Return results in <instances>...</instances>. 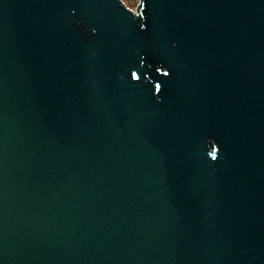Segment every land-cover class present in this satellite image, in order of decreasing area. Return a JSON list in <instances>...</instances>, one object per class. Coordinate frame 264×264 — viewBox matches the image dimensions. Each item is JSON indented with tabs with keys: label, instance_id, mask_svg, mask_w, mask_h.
I'll list each match as a JSON object with an SVG mask.
<instances>
[{
	"label": "water",
	"instance_id": "1",
	"mask_svg": "<svg viewBox=\"0 0 264 264\" xmlns=\"http://www.w3.org/2000/svg\"><path fill=\"white\" fill-rule=\"evenodd\" d=\"M141 1L0 0V264H264V0Z\"/></svg>",
	"mask_w": 264,
	"mask_h": 264
},
{
	"label": "trees",
	"instance_id": "2",
	"mask_svg": "<svg viewBox=\"0 0 264 264\" xmlns=\"http://www.w3.org/2000/svg\"><path fill=\"white\" fill-rule=\"evenodd\" d=\"M142 1L140 0V3L138 4V6L136 7V10H137V14L135 15V18L136 20H138V23L141 24V21H142V14H141V9H142ZM126 6V5H125ZM152 68L158 70L159 67L156 66V65H151Z\"/></svg>",
	"mask_w": 264,
	"mask_h": 264
},
{
	"label": "rangeland",
	"instance_id": "3",
	"mask_svg": "<svg viewBox=\"0 0 264 264\" xmlns=\"http://www.w3.org/2000/svg\"><path fill=\"white\" fill-rule=\"evenodd\" d=\"M122 2L131 10L136 11V7L140 3V0H122Z\"/></svg>",
	"mask_w": 264,
	"mask_h": 264
}]
</instances>
